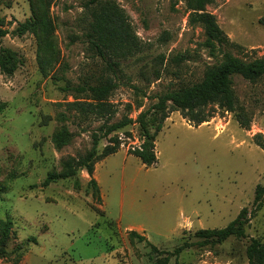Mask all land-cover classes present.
<instances>
[{
	"label": "rangeland",
	"instance_id": "obj_1",
	"mask_svg": "<svg viewBox=\"0 0 264 264\" xmlns=\"http://www.w3.org/2000/svg\"><path fill=\"white\" fill-rule=\"evenodd\" d=\"M88 1L0 0V27L13 31L37 15L47 19L36 31L10 32L0 41L22 58L13 74L0 69V217L13 221L0 264H165L166 254L130 231L164 251L196 243L198 229L225 227L252 207L256 186L264 185V149L256 143L257 134L264 137V78L252 82L241 75L233 76V88L249 127L216 106L199 126L174 110L157 135L155 165L129 155L142 140L133 122L116 132L119 150L95 163L105 159L98 166L100 194L86 169L41 185L50 171L65 169L66 158L88 152L92 133L106 120L68 105L76 95L85 100L74 87L112 78L117 87L108 102L116 112L110 122L120 120L128 104L136 119L155 95L201 80L223 52L247 60L264 55V0L207 5L230 41L217 50L207 46L203 26L190 21L185 0H112L132 35L112 70L85 36L92 19ZM62 127L71 138L58 146L53 135ZM107 143L101 138L98 152ZM246 234L194 244L167 264H247L250 237L264 239V203Z\"/></svg>",
	"mask_w": 264,
	"mask_h": 264
},
{
	"label": "trees",
	"instance_id": "obj_2",
	"mask_svg": "<svg viewBox=\"0 0 264 264\" xmlns=\"http://www.w3.org/2000/svg\"><path fill=\"white\" fill-rule=\"evenodd\" d=\"M185 2L190 10V21L203 26L206 43L211 50H217L230 44L216 16L207 9V5L212 0H185ZM86 7L92 16L87 27L88 30L85 32L90 47L102 60L107 62L110 69L115 70V67L119 66V62L114 61L113 58L124 55L132 42L130 27L126 22L124 13L112 0H89ZM0 24L3 25L2 22ZM45 24H47V19L43 17L39 19L37 15L33 19L20 23L13 31L0 27V41L2 37L10 32L21 36L27 31H36ZM21 63L22 58L15 50L0 45V69L3 73L13 74ZM234 75H241L252 82L264 78V55L247 60L225 51L220 62L206 68L201 80L155 95L156 101L146 110L141 111L136 119L130 116L132 105L128 104V112L115 122H110V120L116 110L108 102L110 95L117 87V83L112 78L97 79L93 83H83L74 87V90L80 94L84 93L86 97L85 100H81L76 95L68 105L81 115L106 116V120L98 127L96 132L92 133V148L79 157L69 156L66 158L64 161L65 169L61 172L50 171L41 185L47 186L60 179L74 177L79 169H86L91 177L89 185H92L96 193L100 194V186L93 177L95 163L99 159L106 158L119 150L121 139L116 132L133 122H137L140 127L142 140L139 145L132 147L129 153L138 156L146 166L155 165L158 161L156 151L157 135L163 128L165 120L170 116V112L174 110L180 111L184 118L199 126L210 119L213 110L211 107L216 106L226 111L235 112L241 126L249 127L251 119L244 109L239 107L233 88ZM159 76L160 73L157 72L156 77ZM3 109L4 103H0V113ZM125 132L130 134L128 131ZM103 137L108 138V143L101 152H98L97 146ZM70 138L71 134L66 127H62L53 135V141L58 146L67 144ZM256 138V143L264 149L263 135L257 134ZM98 199H100L99 195ZM263 203L264 185L258 184L251 208L243 207L225 227L198 229L195 232V236L199 238L196 243L184 242L172 251L159 249L145 235L135 230H131L129 234L139 241H146L152 250L166 254L164 262L167 264L171 257L175 256L177 258L183 249L194 244L202 246L221 243L230 237L245 238L247 236V225L250 223L251 218L256 216ZM12 228L13 221L11 219L0 217V256L7 253L6 241L12 233ZM246 257L247 264H264L263 238L250 237L246 246ZM17 263L18 261H15L12 264Z\"/></svg>",
	"mask_w": 264,
	"mask_h": 264
},
{
	"label": "crops",
	"instance_id": "obj_3",
	"mask_svg": "<svg viewBox=\"0 0 264 264\" xmlns=\"http://www.w3.org/2000/svg\"><path fill=\"white\" fill-rule=\"evenodd\" d=\"M129 155H130V153H129ZM104 160H105V159L101 160L100 162H98V163L96 164V166H95V170H94V174H93V177H95V178L98 180L99 185H100V177H99V175H98V166H99V164L102 163ZM100 187H101V186H100Z\"/></svg>",
	"mask_w": 264,
	"mask_h": 264
}]
</instances>
